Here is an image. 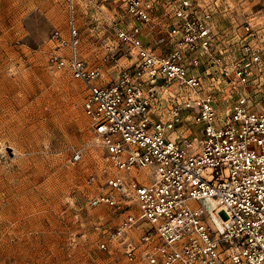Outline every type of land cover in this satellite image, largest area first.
Listing matches in <instances>:
<instances>
[{
  "label": "built area",
  "instance_id": "1",
  "mask_svg": "<svg viewBox=\"0 0 264 264\" xmlns=\"http://www.w3.org/2000/svg\"><path fill=\"white\" fill-rule=\"evenodd\" d=\"M113 3L103 66L80 58L72 16L67 40L52 37L66 55L50 58L82 85L101 154L88 203L117 223L93 226L98 249L129 264H264V22L222 26L215 1Z\"/></svg>",
  "mask_w": 264,
  "mask_h": 264
},
{
  "label": "rangeland",
  "instance_id": "2",
  "mask_svg": "<svg viewBox=\"0 0 264 264\" xmlns=\"http://www.w3.org/2000/svg\"><path fill=\"white\" fill-rule=\"evenodd\" d=\"M114 1L0 0V264H129L118 249H98L93 226L117 223L88 203L96 189L87 177L101 154L90 146L82 85L50 62L66 55L52 37L67 40L72 16L80 58L103 66L104 40L119 15ZM214 1L222 26L249 18L263 25L264 0H207Z\"/></svg>",
  "mask_w": 264,
  "mask_h": 264
}]
</instances>
